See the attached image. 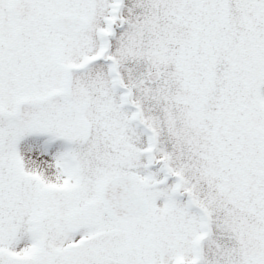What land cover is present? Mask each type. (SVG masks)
<instances>
[{
    "label": "snow or ice",
    "instance_id": "snow-or-ice-1",
    "mask_svg": "<svg viewBox=\"0 0 264 264\" xmlns=\"http://www.w3.org/2000/svg\"><path fill=\"white\" fill-rule=\"evenodd\" d=\"M0 264H264V0H0Z\"/></svg>",
    "mask_w": 264,
    "mask_h": 264
}]
</instances>
